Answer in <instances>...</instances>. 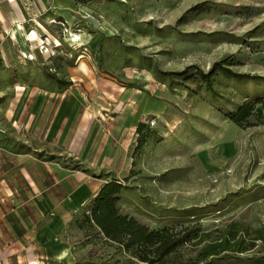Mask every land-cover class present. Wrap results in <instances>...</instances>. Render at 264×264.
<instances>
[{
    "label": "rangeland",
    "instance_id": "1",
    "mask_svg": "<svg viewBox=\"0 0 264 264\" xmlns=\"http://www.w3.org/2000/svg\"><path fill=\"white\" fill-rule=\"evenodd\" d=\"M87 3L95 11L94 24L79 17L74 23L55 19L56 24L42 23L46 33L38 40L4 43L0 108L4 100L22 98V85L60 91L81 83L86 91L92 85L87 93L108 99L115 87L99 83L138 89L144 76L150 78L174 97L165 111L150 102L154 112L143 123L147 136H152L134 151L133 167L121 181L127 187L119 201L122 213L150 229H199L211 234L210 241L239 224L238 238L251 244L264 229V123L240 127L226 114L246 101L264 100V0ZM229 57L238 62L235 72L251 78L220 75L214 82L216 94L195 77L197 70L175 75L191 66L207 73ZM47 73L63 85L52 82ZM262 112L264 116V104ZM258 121L256 113L249 123ZM88 215L82 211L78 216L83 237L75 239L77 247L85 249L86 264H143L97 233L87 223ZM197 243L179 249L182 260L192 263L203 246ZM210 261L198 264H264V243L257 242L244 254H222Z\"/></svg>",
    "mask_w": 264,
    "mask_h": 264
},
{
    "label": "crops",
    "instance_id": "2",
    "mask_svg": "<svg viewBox=\"0 0 264 264\" xmlns=\"http://www.w3.org/2000/svg\"><path fill=\"white\" fill-rule=\"evenodd\" d=\"M87 2L0 0V57L5 60L3 45L10 39L29 41L33 31L38 37L46 33L42 23H74L79 17L94 24L95 11ZM99 84L114 86L115 94L93 95L87 93L92 85L86 91L81 83L60 91L22 85L20 100L3 101L0 264H86L85 249L75 241L83 237L78 216L112 176L124 182L130 173L137 127L154 112L150 102L165 111L174 97L145 76L138 89Z\"/></svg>",
    "mask_w": 264,
    "mask_h": 264
},
{
    "label": "trees",
    "instance_id": "3",
    "mask_svg": "<svg viewBox=\"0 0 264 264\" xmlns=\"http://www.w3.org/2000/svg\"><path fill=\"white\" fill-rule=\"evenodd\" d=\"M197 8L188 11L193 12ZM238 62L233 58H225L213 64L207 73L199 70L196 66H191L181 73L175 74L179 77L188 75L191 70H197V77L200 79L208 92L214 93V82L217 77L223 75L227 78L245 80L251 78L248 74L237 73L233 70L238 66ZM52 82L59 85L63 83L55 74L47 73ZM194 76L188 79H195ZM262 98L244 102L237 110L226 114V118L234 124L245 127L246 125H263L264 116ZM260 105V107H258ZM258 114V123L250 124L249 120ZM145 123H140L137 127V146L141 149L149 136L145 131ZM135 149V151H136ZM135 154V152H134ZM105 176V175H104ZM127 189L126 185L112 176V180L105 184L98 195L93 199L86 209L89 212L87 223L96 226L104 238L117 245L118 250L123 254L135 259L143 264H198L214 261L222 254H244L256 248L257 242L264 243V229L257 232V238L251 244H247L244 239L238 238L240 232L239 224H232L221 238L209 240L211 234H203L199 229L174 231L169 228L150 229L140 223L136 218L125 215L119 207L122 193ZM198 241L196 246L203 245L192 263L181 259L178 251L185 245ZM207 242L205 245L204 243ZM210 261V262H211Z\"/></svg>",
    "mask_w": 264,
    "mask_h": 264
},
{
    "label": "bare ground",
    "instance_id": "4",
    "mask_svg": "<svg viewBox=\"0 0 264 264\" xmlns=\"http://www.w3.org/2000/svg\"><path fill=\"white\" fill-rule=\"evenodd\" d=\"M28 40L29 41L38 40L37 32L36 31H33V33L29 35ZM39 41H40L41 44H45L44 40L40 39Z\"/></svg>",
    "mask_w": 264,
    "mask_h": 264
},
{
    "label": "built area",
    "instance_id": "5",
    "mask_svg": "<svg viewBox=\"0 0 264 264\" xmlns=\"http://www.w3.org/2000/svg\"><path fill=\"white\" fill-rule=\"evenodd\" d=\"M150 123H151V125H152V126H154V125H155V121H151Z\"/></svg>",
    "mask_w": 264,
    "mask_h": 264
}]
</instances>
